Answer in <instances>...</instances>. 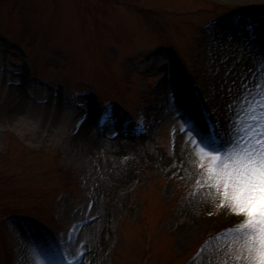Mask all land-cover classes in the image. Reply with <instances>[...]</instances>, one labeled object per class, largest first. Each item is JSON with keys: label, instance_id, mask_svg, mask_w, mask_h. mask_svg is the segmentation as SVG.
<instances>
[{"label": "rangeland", "instance_id": "1", "mask_svg": "<svg viewBox=\"0 0 264 264\" xmlns=\"http://www.w3.org/2000/svg\"><path fill=\"white\" fill-rule=\"evenodd\" d=\"M237 9L245 12L226 13ZM258 11L264 0H0V264H185L197 243L236 223L218 202L189 198L200 161L178 157L181 133L191 148L187 124L166 119L175 98L162 81L176 66L215 138L234 112L242 122L261 116ZM8 86L44 117L19 112L26 105ZM89 98L94 135L126 134L131 151L84 148L87 125L76 133ZM62 107L68 117L51 123ZM215 243L188 264H227L224 251L209 258Z\"/></svg>", "mask_w": 264, "mask_h": 264}, {"label": "snow or ice", "instance_id": "2", "mask_svg": "<svg viewBox=\"0 0 264 264\" xmlns=\"http://www.w3.org/2000/svg\"><path fill=\"white\" fill-rule=\"evenodd\" d=\"M244 103L247 105L248 101ZM229 108H234V104ZM255 110H259L261 116L250 113V121L243 122L240 113L234 112L235 121L229 117L222 134L217 133L218 138L184 121L187 128L183 131L189 145L194 152L199 149L194 159L200 161V171L193 176L196 187L189 198L218 202L219 208L237 217L233 225L210 234L198 255L203 256L207 245L216 241L209 250V258L224 251L227 264H264V94L255 102ZM241 123L237 129L236 125ZM52 264L58 262L53 259Z\"/></svg>", "mask_w": 264, "mask_h": 264}, {"label": "bare ground", "instance_id": "3", "mask_svg": "<svg viewBox=\"0 0 264 264\" xmlns=\"http://www.w3.org/2000/svg\"><path fill=\"white\" fill-rule=\"evenodd\" d=\"M264 56V55H263ZM172 65H174L172 63ZM172 75L169 77H165L164 80L162 81V88H164L167 93H171V97L173 96L175 98V104L174 107L171 108L170 114L169 116L166 118L167 120H171L174 121L177 124H181L183 125L185 119L189 122V123H193L198 125L201 129H203L204 131L207 132L205 124L202 122L201 123V117L199 115V113L197 112V108L194 106V103L192 101V103L189 101L188 96L185 92L184 89V85L181 81V77H180V72L179 70L175 67L172 66ZM1 76L2 74L0 73V80H1ZM262 86H264V81L261 83ZM24 85L29 86V81H25L21 84L22 87H24ZM22 87H15V86H11V87H7L9 89L10 92L12 93H20L19 90ZM264 88V87H263ZM256 94V92H255ZM17 98L15 99L16 101H18L20 104H23L22 106L26 105L23 108H20L19 112L21 111V113H23L24 115H28V116H33V117H39V118H43L44 115L41 113H36V105L29 102L28 99L26 97L21 96V94H19V96H16ZM191 99V97H190ZM192 100V99H191ZM88 110H89V115L88 118L86 119L85 123L82 125V127L79 129V131L76 133V135H79L82 132V129L84 128L85 125H87V131H85L83 133L82 139L84 140V148L89 151L91 146L93 144H107L109 150H112L115 153L120 154L121 152H123L124 150L127 151H131L132 150V142L129 141L127 135L125 134L126 137L124 138H117L114 141H108L106 140L103 136H101L100 134H96L95 133V129L93 126V122L92 120L95 118V112L96 109L95 105L93 103V101L89 98L88 99ZM182 114V115H181ZM39 115V116H36ZM68 117V113L67 110L65 109V107L62 108H57L54 111H51L50 116L48 117V120L51 119V123L53 124H61L66 118ZM45 120V119H44ZM185 124V123H184ZM181 133V135L178 136L177 139V149H178V157L181 160V163H185L186 164H190L193 163L197 160L194 159L195 156V152H198L199 149H195V152L192 150V148H188L186 146L185 143V137L184 134ZM94 135V136H93ZM95 141V142H94ZM187 172H189V168H185ZM200 204V203H199ZM197 204L194 208L197 211L203 210L205 209L203 207V204L201 203L200 205ZM208 203L205 202V206ZM100 221L98 225H95L90 231H88L87 233V237H89L90 240L93 239V237L96 235V231H98L99 227H104V219L103 217H99ZM97 220V219H96ZM95 220V221H96ZM89 226V225H88ZM86 226V227H88ZM86 227H83V231ZM128 235H129V231ZM82 233V232H81ZM94 253H87L84 257V260L86 261H90L93 259Z\"/></svg>", "mask_w": 264, "mask_h": 264}]
</instances>
